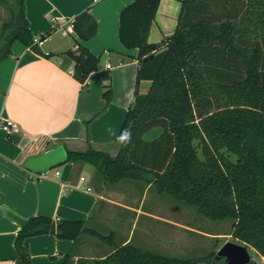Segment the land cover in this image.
<instances>
[{
	"label": "trees",
	"instance_id": "obj_1",
	"mask_svg": "<svg viewBox=\"0 0 264 264\" xmlns=\"http://www.w3.org/2000/svg\"><path fill=\"white\" fill-rule=\"evenodd\" d=\"M161 1L134 0L120 14V40L138 49L139 60L135 99L119 134L129 130L131 142L120 144L116 156L90 143L85 151L66 149L65 163L91 164L107 184L135 182L141 192L148 188L168 195L209 220H232L233 238L264 257V0H182L175 32L154 43L149 36ZM0 3L10 11L0 34V61L11 54L15 41L44 55L35 44L24 0ZM84 18L89 23L81 29ZM74 28L89 40L98 23L83 13ZM67 55L82 84L99 67L100 58L80 43ZM103 79L110 81V71L103 72ZM144 80L151 81L146 94L140 92ZM103 97L108 105L110 85ZM156 128L160 134L146 140ZM17 220L15 248L23 264H34L26 241L40 235L72 240L75 247L87 238L110 247L103 255L78 258L73 249L63 264H213L217 253L163 255L118 242L115 232L103 234L86 220Z\"/></svg>",
	"mask_w": 264,
	"mask_h": 264
},
{
	"label": "crops",
	"instance_id": "obj_2",
	"mask_svg": "<svg viewBox=\"0 0 264 264\" xmlns=\"http://www.w3.org/2000/svg\"><path fill=\"white\" fill-rule=\"evenodd\" d=\"M133 1L24 0L34 39L42 35L46 38L40 46L44 55L15 41L11 54L0 61V125L10 120L21 129L20 142H15L0 126V264H23L15 248L20 229L17 219L48 216L55 220H86L92 225L112 214L117 223H131L132 232L142 218H154L172 227L180 225L145 207L147 189L136 205L117 202L111 195L119 194L123 183H105L91 164L68 162L52 169L45 179L25 168L31 156L59 144L68 150L85 151L90 143L97 150L117 155V139L135 99L139 67L138 49L126 48L119 37L120 14ZM181 10L182 0H162L149 41L159 43L173 35ZM83 13L98 23L96 34L89 40H83L69 24ZM88 23L87 18L81 19L80 28ZM78 43L100 58L98 69L85 84L74 77L71 71L75 63L67 55ZM106 70L111 74L109 82L103 79ZM106 85L111 88L108 105L103 97ZM150 86L151 81H142L140 92L148 93ZM154 203L160 202L150 204ZM126 241L131 242L132 237ZM26 242L34 264H63L73 249L76 258L89 256L83 254L85 244L75 247L72 240L54 235L35 236Z\"/></svg>",
	"mask_w": 264,
	"mask_h": 264
},
{
	"label": "rangeland",
	"instance_id": "obj_3",
	"mask_svg": "<svg viewBox=\"0 0 264 264\" xmlns=\"http://www.w3.org/2000/svg\"><path fill=\"white\" fill-rule=\"evenodd\" d=\"M3 12L0 14V20L6 23L10 20V11L3 4ZM2 28L0 27V34ZM161 132L160 128L151 130L145 135L146 140L156 138ZM120 187L122 190L119 194L111 195L117 202L124 204L136 205L139 202L141 192L139 184L135 182L125 181ZM116 185V184H115ZM147 199L145 207H151L154 213L162 215L168 219L178 221L180 225L167 226L160 224L156 219L142 218L134 228L131 223H117V219L113 216L104 218L103 221L92 224L96 230L103 234H110L113 230L116 232V240L122 242L132 237V243L151 251L163 255H172L177 257H200L209 254L211 251L216 252L227 242L241 244L233 238L231 234L234 222L232 220L212 221L192 207L180 203L168 195H160L153 189L146 190ZM159 195V196H158ZM110 196V197H111ZM160 202L162 205L150 203L154 201ZM131 218H129L130 220ZM83 254L89 256L103 255L109 250V246L103 242L87 238L85 242ZM245 245V244H241ZM252 261L250 264H264V257L258 255L256 251L248 245ZM219 264V263H218Z\"/></svg>",
	"mask_w": 264,
	"mask_h": 264
},
{
	"label": "water",
	"instance_id": "obj_4",
	"mask_svg": "<svg viewBox=\"0 0 264 264\" xmlns=\"http://www.w3.org/2000/svg\"><path fill=\"white\" fill-rule=\"evenodd\" d=\"M20 139V136L13 137L15 142H20ZM67 158L66 148L59 144L40 155L31 156L25 162V168L34 173H42L45 170L54 169L64 164ZM222 258L225 259L224 264H250L252 261L248 247L233 242H227L217 251L213 264H218V261Z\"/></svg>",
	"mask_w": 264,
	"mask_h": 264
},
{
	"label": "built area",
	"instance_id": "obj_5",
	"mask_svg": "<svg viewBox=\"0 0 264 264\" xmlns=\"http://www.w3.org/2000/svg\"><path fill=\"white\" fill-rule=\"evenodd\" d=\"M74 19H72L69 24H70V28L73 29L74 28ZM63 34H66L67 31L63 30L62 32ZM35 44H37L38 46H41L43 44V41H41L40 39H35ZM31 49V48H30ZM73 72V70L71 71ZM1 128L2 130L7 134V136L9 138H13L14 136H20L21 137V129L19 128V126L17 124H15L14 122L10 121V120H5L1 122ZM52 171V169H48L43 171L42 173H36V176L39 179H45L48 178L50 176V172ZM60 173L58 171L55 172V175L58 176ZM85 177H81V181H84ZM87 191H91L90 187L86 188Z\"/></svg>",
	"mask_w": 264,
	"mask_h": 264
},
{
	"label": "clouds",
	"instance_id": "obj_6",
	"mask_svg": "<svg viewBox=\"0 0 264 264\" xmlns=\"http://www.w3.org/2000/svg\"><path fill=\"white\" fill-rule=\"evenodd\" d=\"M117 142L122 146H127L131 142V133L129 130H124V132L118 137Z\"/></svg>",
	"mask_w": 264,
	"mask_h": 264
},
{
	"label": "flooded vegetation",
	"instance_id": "obj_7",
	"mask_svg": "<svg viewBox=\"0 0 264 264\" xmlns=\"http://www.w3.org/2000/svg\"><path fill=\"white\" fill-rule=\"evenodd\" d=\"M218 263H219V264H224V263H225V259H223V258L220 259V260L218 261Z\"/></svg>",
	"mask_w": 264,
	"mask_h": 264
}]
</instances>
